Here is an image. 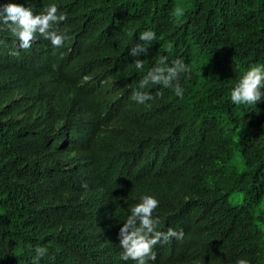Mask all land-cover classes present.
<instances>
[{
  "label": "trees",
  "instance_id": "obj_1",
  "mask_svg": "<svg viewBox=\"0 0 264 264\" xmlns=\"http://www.w3.org/2000/svg\"><path fill=\"white\" fill-rule=\"evenodd\" d=\"M56 2L70 33L58 50L34 37L14 54L0 29V264H34L37 243L39 264H134L119 229L146 192L159 229L185 232L150 264H264V100L230 98L264 63V0ZM149 27L157 39L136 69L130 48ZM165 55L191 66L183 97L150 84L154 99H131Z\"/></svg>",
  "mask_w": 264,
  "mask_h": 264
},
{
  "label": "clouds",
  "instance_id": "obj_2",
  "mask_svg": "<svg viewBox=\"0 0 264 264\" xmlns=\"http://www.w3.org/2000/svg\"><path fill=\"white\" fill-rule=\"evenodd\" d=\"M69 13L62 10L56 0H49L40 11H34L31 6H25L17 0H0V29L6 28L15 38L16 51L32 47L35 38L48 40L54 50L60 49L70 38V33L60 27L67 21ZM157 39V33L152 28L139 32V40L130 48L131 56L135 57L136 69H143L145 60L141 54H146V43ZM181 73L191 74V66L182 57H176L168 62V57L160 56L157 63L148 69L139 80V87L132 92L131 99L145 104L154 99L153 93L146 90L150 84H161L174 90L177 96L183 97L185 89L180 83ZM231 101L236 105H254L264 100V63H255L243 71L234 86L230 89ZM160 200L157 195L144 193L139 200L129 205V210L122 227L119 229L120 258L133 261L134 264H150L156 259L154 250L158 243H166L173 237L184 238L185 232L169 226L166 231L159 229L160 218L154 215ZM33 247V245H29ZM34 264L48 253L44 244H35ZM233 264H251L246 257H238Z\"/></svg>",
  "mask_w": 264,
  "mask_h": 264
},
{
  "label": "rangeland",
  "instance_id": "obj_3",
  "mask_svg": "<svg viewBox=\"0 0 264 264\" xmlns=\"http://www.w3.org/2000/svg\"><path fill=\"white\" fill-rule=\"evenodd\" d=\"M230 199L233 203H238L242 199V193L241 192L232 193Z\"/></svg>",
  "mask_w": 264,
  "mask_h": 264
}]
</instances>
